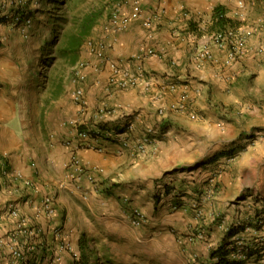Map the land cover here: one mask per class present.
I'll return each instance as SVG.
<instances>
[{"label":"crops","instance_id":"crops-1","mask_svg":"<svg viewBox=\"0 0 264 264\" xmlns=\"http://www.w3.org/2000/svg\"><path fill=\"white\" fill-rule=\"evenodd\" d=\"M251 1L255 5V0ZM234 2L175 0L162 4L155 22L160 27L154 26L158 31L153 39L147 36L141 20L132 21L129 29L114 37L109 57L121 60L125 68H136L137 61L129 60L130 53L134 56L157 46L159 55L142 60L148 87L122 88L112 83L107 65L87 72L88 112L84 118L97 123L96 110L105 104L112 112L99 123L101 128L131 123L133 129L122 136L134 141L153 127L155 143L143 154L117 138L104 136L98 141L90 139L91 147L72 148L64 142L69 137L65 127L52 133L50 148L40 162L30 165L25 154H9V174L0 171V264H17L12 254L16 246L24 251V264H74L73 252L82 256L83 264H91L89 251L93 256L97 253L105 264H210L215 260L211 249L220 246L218 252L229 254L216 218L234 224L248 214L264 215L263 110H248L252 100L231 91L224 98L217 96L218 91L215 94L216 88L225 85L233 89L238 75L251 73L258 81L263 77L264 59L255 51L264 42V26L260 31L259 23H242L240 26L254 29V34L247 39L241 60L226 66L219 54L201 70L193 68L195 36L176 29L172 36L169 31L174 26L182 30L196 21L204 27L215 20L217 6H222L234 23ZM153 6L151 1L143 2L144 13L153 12ZM7 68L8 61L0 56V153H8V143L16 137V113L6 97ZM175 80L179 86L172 91ZM209 88L214 103L232 104L224 117L206 106ZM184 93L185 108L180 104ZM179 105L183 108L178 109ZM160 108L165 110L162 117L158 115ZM192 113L197 116L192 117ZM75 154L93 175L94 185L85 171L77 179L72 164ZM218 169L222 172L216 190L202 200L210 186V174ZM25 180H31V186H25ZM96 186L99 191L95 192ZM45 195L55 199L56 210L51 216L39 209ZM125 198L146 214L148 223L142 228L128 224ZM196 204L204 211L202 221L196 216ZM11 206L20 209L25 220L22 228L9 216ZM96 209L106 215H97ZM197 224L208 229L202 240L193 237L191 228ZM257 238L264 241V226ZM254 241L252 248L263 247L253 252L247 264H264V244ZM69 245L71 250L66 249ZM228 254L225 256L230 260Z\"/></svg>","mask_w":264,"mask_h":264},{"label":"rangeland","instance_id":"rangeland-1","mask_svg":"<svg viewBox=\"0 0 264 264\" xmlns=\"http://www.w3.org/2000/svg\"><path fill=\"white\" fill-rule=\"evenodd\" d=\"M134 1L135 0H0V56L8 61L6 97L10 103V109L12 112L16 113L17 118L15 120L16 137L8 143V153H0V166L6 164L4 167L10 169V166H8L10 162L9 154H25L29 159L30 165L34 162H40L42 154L47 153L50 148L49 143L52 142V133L54 131L57 132V128H63V122H68V120L71 119H78L79 121L84 120L91 123L90 120L83 116L85 112H88L86 103L80 105L78 101L74 100L73 92L79 87L82 88L86 102L84 83L87 80V72L94 67L107 65L108 70L111 71V76L109 75L111 81V78L122 70L127 69L133 72L141 65L144 70L147 85L144 83H139L137 85L149 86V81L147 79L148 75L142 60L146 56L159 55L157 46L147 48L144 51L145 53H138L134 56L130 53L128 55L130 61H134V58L136 59L137 64L135 69L125 68L122 66L121 60L118 62L117 59H111L108 51L113 48L112 42L114 41V37H117L118 34L124 32V30L129 29L130 24L134 20H141L143 27L147 30V36L153 39L155 36L154 33L158 31L154 29V26L155 28L160 27V25L158 23L155 24V22L157 20V14L161 6H163L162 4L167 6L168 4L174 3L175 0H140L141 10L137 16L133 15ZM150 1L154 3V11L145 14L143 2L148 3ZM233 1H235V10L233 14L234 23H230L229 21L221 27L215 19L206 22L204 27H200L198 21H196L192 25L188 24L187 27L182 30L177 28L178 26L169 29L172 36V31L174 29L180 32V34L191 32L195 36V48L193 51V68L195 70H201L207 63H213L219 54L223 56L226 66L238 62L245 54L244 48L247 39L254 34V29L244 28L240 25L244 22H250L252 24L259 23L258 29L260 31L262 26H264V0H255V5H252L253 3L251 0ZM181 11H184V9H181ZM22 12L31 18V24L27 26L25 30L20 22L15 21L17 16L23 14ZM116 12L129 16L130 19L125 28H118L113 24L114 14ZM203 14L206 15V12ZM194 15L196 14L194 13ZM149 17L151 18V22L149 25H146L145 22ZM199 18V22L202 23L200 16ZM221 31L226 32L228 39L223 47H218L211 41L210 37ZM155 40L156 38L154 41ZM239 40L242 42L240 43V47L236 50V44ZM205 44L213 51L212 59L201 60L197 56L198 48ZM149 49H153L155 53L149 54ZM255 53L260 60L264 59V42L257 47ZM137 56H140L141 59L139 60ZM80 75L83 76V79H80ZM232 85L233 89H229L226 85L225 87L216 88L215 94L218 91L219 95L217 94V96L224 98L230 94L231 91V94L234 96L250 98L253 105L247 106V109H262L264 116V74L259 81L252 78L251 73L241 76L238 75L236 81L234 84L232 83ZM177 86H179V81H173L170 90H176ZM211 91V88H209V100L206 106L209 107L210 105L209 108L212 111L214 109L215 112L220 113V115L224 117V115L228 113L226 109L229 108V111L232 109V104L230 105V103L222 102V105L219 106L214 103ZM181 98L185 103H179L181 105L183 104L185 108L187 105V99L185 100L186 93H184ZM258 104L260 106H258ZM100 108H106L112 111L111 107L103 104L97 108V114ZM177 108L180 109L183 107L179 105ZM164 112L165 110L160 108L158 110V115L162 117ZM191 115L192 117H196L197 113H192ZM1 121L4 124V119L1 118ZM64 127L67 128V125ZM72 164L74 165L73 161ZM83 166L86 168L85 164H83ZM221 170L223 169L221 168ZM85 171L87 172L86 169ZM76 175H81L80 178L82 177V174H79L77 170ZM79 185L80 186L77 187H81V184ZM94 191H99V186L94 187ZM50 196L54 198L53 195ZM257 196L258 193L256 197ZM206 198L207 195H203L202 200ZM198 204H196L195 207L197 209L196 216L202 221L205 217L204 211L202 208H199ZM175 208H177V206ZM198 211H202V214L199 215ZM94 212L97 213V215H106V213L100 209H96ZM252 216L253 215L248 214V218L239 220L238 222L254 221L255 218L260 215ZM128 220V224L134 226L129 218ZM224 220L225 219L222 217L216 218V221H218L216 225L217 228L224 231L225 244L223 245L225 249L229 251V254H231V237L240 229H234V227H231L233 224H228ZM147 223L146 220L145 224ZM222 223L223 226L220 227L219 224ZM227 225L231 227V229L226 231ZM142 227L143 226H138L137 228ZM191 229L193 230V237L198 240H202L207 236L208 229L205 225L199 226V224H197L196 227ZM199 232L202 233V237L197 236ZM254 239H258V241L255 242ZM259 239L260 238L250 234H246L244 242L252 246V240L254 244H260V242L264 244V241H260ZM218 248L211 249V258L213 257L215 260L210 264H236L231 258L229 260V258L225 256L228 253L218 252V250H220ZM260 248H252L249 252V259L244 262V264H247V262L254 257L256 251H260ZM81 257L82 256H80V262L83 264ZM89 258L93 259L91 264H105L101 262L102 259L97 253L93 256L89 251Z\"/></svg>","mask_w":264,"mask_h":264},{"label":"built area","instance_id":"built-area-1","mask_svg":"<svg viewBox=\"0 0 264 264\" xmlns=\"http://www.w3.org/2000/svg\"><path fill=\"white\" fill-rule=\"evenodd\" d=\"M140 10H141L140 0H135L133 4V15L137 16L140 13ZM129 19H130L129 16L116 12L114 14L113 24L118 28H123V27L125 28V26L129 22ZM150 19H151L150 17L147 19V21L145 22L146 25L150 24L151 22ZM15 21L20 22V24L23 25L24 30L27 26H30L31 24V18L26 15L17 16L15 18ZM210 39L218 47H223L226 44L228 36L226 32L221 31V32H217L213 34L210 37ZM241 42H242L241 40L237 42L236 50L237 48L240 47ZM148 53L153 54L155 52L153 49H149ZM197 56L201 60L202 59H212L213 51L205 44L198 48ZM137 57L139 60L141 59L140 56H137ZM119 73H117L116 76H113L111 78V81L113 83H116L120 87L134 86L139 83H144L147 85V81L145 80V76H144V70L141 65L138 66L136 71L132 72L130 70L124 69ZM80 79H83V76H81ZM73 99L78 101L80 105L86 103L85 94L82 88L79 87L73 92ZM111 112L112 111L110 109L100 108L97 114V123H90L84 120L79 121L78 119H71V120H68V122L67 121L63 122L62 126L64 127L67 125V128H69L68 129L69 137L65 140V144L72 148H76V149H79L82 146L91 147L92 144L89 141L90 139H94L98 141V139L101 136H104L107 138H117L124 145L131 146L135 152L144 153L149 145H152L155 143L154 136L152 135L154 132L153 127H148L146 131L142 134V136L138 137L134 141L128 138H123L122 136L125 132H129L130 130L133 129V124L131 123H127V125H125L124 127L106 126L104 128H101V126H99V123L104 121V118L110 115ZM230 159L231 158H229L228 160ZM72 161L75 165L77 172H79V174L86 172L81 160L79 159V157L76 156V154L73 156ZM4 166H6V164H4ZM4 166L3 164L0 166V171L2 174L7 175L9 174V172H8V169H6ZM220 174H221V170L213 171L210 174L208 178V183L210 186L206 193L207 196L212 195L214 191L216 190V182ZM80 176L81 175L77 176L78 180H80ZM87 178L92 183V185H94L96 180L94 179L91 173H87ZM31 184L32 183L30 180L24 181L25 186H31ZM79 184L80 183H78L77 186H80ZM54 200L55 199L52 196L46 195L43 198L39 209L48 216L53 215L56 210ZM124 201L127 205H129V219L131 223L136 227L143 226L147 220L146 214L144 213V211L141 210L139 207L131 206L130 199L125 198ZM8 214L9 216H11L14 222H17V223L19 222L18 224L19 228L23 227V223L25 222V220L21 217L20 209L18 207L11 206L8 210ZM198 214L201 215L202 211H198ZM219 226L222 227L223 223L219 224ZM263 226H264V215L257 216V218H255L254 221H245L242 223L238 222L231 226V227H234V229H240L237 233H235V235L231 237V240H230L231 242L230 243V248H231L230 258L231 260H233V262H235L236 264H244V262H246L249 259V252L252 249V245L244 242L245 235L250 234L254 237H258L262 231ZM231 227L227 225L226 231L231 229ZM197 236L202 237L203 235L201 232H199ZM66 249L71 250L70 246L68 247L66 246ZM12 254H13L14 262H16L17 264L25 263V254H24L23 249L20 246L14 247L12 250ZM72 255L75 260L74 264H81L79 254L77 252H73Z\"/></svg>","mask_w":264,"mask_h":264},{"label":"trees","instance_id":"trees-1","mask_svg":"<svg viewBox=\"0 0 264 264\" xmlns=\"http://www.w3.org/2000/svg\"><path fill=\"white\" fill-rule=\"evenodd\" d=\"M25 15L24 12H22ZM214 18L216 19L217 23L223 27L227 22H229V19L225 16V10L222 8V6H217L214 9Z\"/></svg>","mask_w":264,"mask_h":264}]
</instances>
